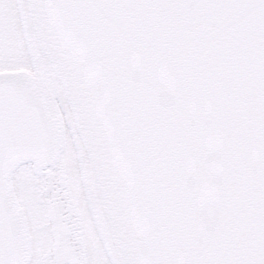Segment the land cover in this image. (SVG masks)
I'll return each mask as SVG.
<instances>
[{
    "label": "snow or ice",
    "instance_id": "snow-or-ice-1",
    "mask_svg": "<svg viewBox=\"0 0 264 264\" xmlns=\"http://www.w3.org/2000/svg\"><path fill=\"white\" fill-rule=\"evenodd\" d=\"M0 264H264V0H0Z\"/></svg>",
    "mask_w": 264,
    "mask_h": 264
}]
</instances>
